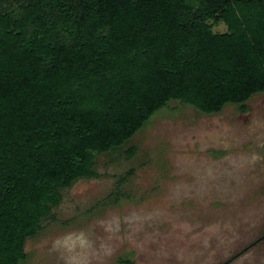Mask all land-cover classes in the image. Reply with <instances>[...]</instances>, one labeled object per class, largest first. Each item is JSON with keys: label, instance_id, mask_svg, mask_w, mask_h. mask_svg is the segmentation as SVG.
<instances>
[{"label": "trees", "instance_id": "obj_1", "mask_svg": "<svg viewBox=\"0 0 264 264\" xmlns=\"http://www.w3.org/2000/svg\"><path fill=\"white\" fill-rule=\"evenodd\" d=\"M262 92L264 0H0V264L171 102L247 113Z\"/></svg>", "mask_w": 264, "mask_h": 264}, {"label": "rangeland", "instance_id": "obj_2", "mask_svg": "<svg viewBox=\"0 0 264 264\" xmlns=\"http://www.w3.org/2000/svg\"><path fill=\"white\" fill-rule=\"evenodd\" d=\"M247 105L159 110L62 191L24 264H264V92Z\"/></svg>", "mask_w": 264, "mask_h": 264}]
</instances>
